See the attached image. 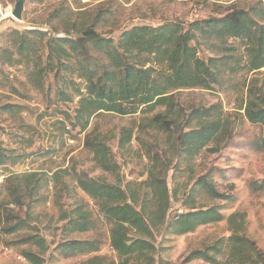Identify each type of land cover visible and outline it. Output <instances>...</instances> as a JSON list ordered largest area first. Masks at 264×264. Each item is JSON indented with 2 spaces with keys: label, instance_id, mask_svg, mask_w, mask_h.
<instances>
[{
  "label": "trees",
  "instance_id": "1",
  "mask_svg": "<svg viewBox=\"0 0 264 264\" xmlns=\"http://www.w3.org/2000/svg\"><path fill=\"white\" fill-rule=\"evenodd\" d=\"M61 34L64 35L59 36ZM12 35L14 47L7 46L0 53V69L8 63L34 62L33 54H38L44 46L47 62L41 66L34 63L31 79L43 87L47 76L53 73L58 88L57 102L60 106L70 105L68 110L59 111L73 127L86 130L91 117L100 113L146 116L157 107H164V111L152 117H143L141 127L173 136L171 150L175 149L177 157L189 165L208 146L214 144V150L218 151L228 145L237 126L225 115L221 104L194 108L185 115L178 105L176 91L222 87L227 73H255L264 68V0H258L250 8H236L221 16L191 22L174 20L157 26L127 27L121 31L118 41L98 32L95 22L83 25L71 20L63 29L53 25L49 30H15ZM38 58L42 60L40 54ZM247 94L241 109L244 107V115L250 123L264 128V92L251 85ZM133 138V129L124 127L118 147L125 150ZM85 146L104 171L117 170L118 161L111 145L97 131L87 133ZM147 154L150 166L147 177L141 181L125 183L119 178L111 183L91 177L87 172L73 174L68 169L50 177V181L69 190L66 178L71 176L76 187L95 201L109 226L110 243L117 259L106 261L95 255L81 264H161L155 256L156 232L184 235L201 225L224 220L231 234L193 250L184 262L201 259L208 264H264V251L247 235L245 212L235 211L226 217L221 206L197 207L194 195L189 193L183 198L185 210L170 219L174 197L167 181L173 162L170 150L149 149ZM17 159L13 150L0 143V166L15 165ZM210 177H200L193 189L200 186L208 190L212 198L230 199V195L215 189ZM15 178H20L14 183L15 199L5 207L0 205V237L33 229L30 222L15 214L9 205L25 206L20 196L22 190L36 195L49 183L47 178L42 182L43 178H37L36 173ZM261 186L264 188V181ZM62 220L68 235L88 233L98 224L84 203L65 211ZM101 243L98 238L68 239L55 250L64 259L79 258L100 251ZM10 244H28L45 252L48 250L45 239L37 234ZM22 255L32 264H45L41 255L30 250H23Z\"/></svg>",
  "mask_w": 264,
  "mask_h": 264
},
{
  "label": "rangeland",
  "instance_id": "2",
  "mask_svg": "<svg viewBox=\"0 0 264 264\" xmlns=\"http://www.w3.org/2000/svg\"><path fill=\"white\" fill-rule=\"evenodd\" d=\"M258 0H26L21 21L9 18L0 22V53L5 47H14L15 30H49L56 25L63 29L68 21H79L83 25L95 22L98 32L119 40L121 31L136 25L157 26L174 20L191 22L209 16H221L236 8H250ZM6 8L15 6L16 0H0ZM61 34L59 36H63ZM15 51H17L15 49ZM208 54L209 52L206 51ZM47 50L41 46L38 54H33L32 63L24 60L19 65L5 64L0 69V143L13 150L18 157L17 164L0 166V205L11 203L17 181L16 175L37 174L44 182L36 195L27 189L20 195L25 206L10 204L9 208L19 217L27 219L33 229L0 237V264H32L23 255L30 250L41 255L45 264H81L95 255L106 261L117 259L112 249L109 226L105 222L95 201L83 190L76 187L71 176L66 178L69 190L50 181L54 173L68 169L71 173L87 172L91 177L111 183L122 178L141 181L147 177L150 166L147 150H170L172 168L167 181L172 197L169 218L185 210L183 198L194 195L197 207L221 206L227 217L235 211L247 214V235L264 251V128L250 123L244 115L243 101L247 99L248 87L255 86L264 92V68L258 72L231 75L227 81L214 89L190 88L176 91L179 107L186 115L192 109L221 104L225 115L234 122L237 130L228 145L215 151V145L208 146L188 164L182 162L174 150V137L156 129L141 127L143 117H152L164 107L155 111L128 116L100 113L90 119L86 130L75 128L65 120L59 109L68 110L70 105L60 106L57 102L58 88L53 73H50L41 87L31 79L34 63L38 66L47 62ZM39 54L42 60H39ZM203 55H206L203 53ZM77 81H82L75 77ZM78 98L76 99V101ZM73 107L75 106L74 104ZM63 107V108H61ZM124 127L132 128L134 138L125 150L118 147V139ZM97 131L100 137L111 145L118 161L115 172L104 171L95 161L93 153L85 146L86 135ZM204 175H211L215 189L230 195L228 200L212 198L208 190L195 187L196 181ZM190 193V194H189ZM84 203L86 210L97 219V227L88 233L66 234L65 211ZM8 207V206H7ZM37 234L44 238L48 250L28 244H10L27 235ZM226 220L199 226L194 232L175 235L156 232V259L161 264H208L203 260L185 263L188 255L196 249L204 248L219 238L228 237ZM98 238L101 249L97 253L79 258L64 259L56 251L58 244L68 239Z\"/></svg>",
  "mask_w": 264,
  "mask_h": 264
},
{
  "label": "water",
  "instance_id": "3",
  "mask_svg": "<svg viewBox=\"0 0 264 264\" xmlns=\"http://www.w3.org/2000/svg\"><path fill=\"white\" fill-rule=\"evenodd\" d=\"M25 3L26 0H16V5L13 11V15L19 21H21L23 18Z\"/></svg>",
  "mask_w": 264,
  "mask_h": 264
},
{
  "label": "built area",
  "instance_id": "4",
  "mask_svg": "<svg viewBox=\"0 0 264 264\" xmlns=\"http://www.w3.org/2000/svg\"><path fill=\"white\" fill-rule=\"evenodd\" d=\"M14 8H15V6H13V5H10L6 8H3L0 5V22L7 20L9 18L16 19L13 15Z\"/></svg>",
  "mask_w": 264,
  "mask_h": 264
}]
</instances>
